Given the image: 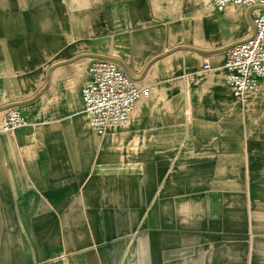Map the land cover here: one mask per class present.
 Segmentation results:
<instances>
[{
  "label": "crops",
  "instance_id": "obj_1",
  "mask_svg": "<svg viewBox=\"0 0 264 264\" xmlns=\"http://www.w3.org/2000/svg\"><path fill=\"white\" fill-rule=\"evenodd\" d=\"M261 12L0 0V264H264V80L243 105L223 68ZM98 59L152 88L103 136ZM10 109L29 125L2 133Z\"/></svg>",
  "mask_w": 264,
  "mask_h": 264
},
{
  "label": "built area",
  "instance_id": "obj_2",
  "mask_svg": "<svg viewBox=\"0 0 264 264\" xmlns=\"http://www.w3.org/2000/svg\"><path fill=\"white\" fill-rule=\"evenodd\" d=\"M212 1L218 11L230 6L262 8L254 20L251 37L228 51L223 66L227 85L239 103L244 105L249 94L260 91L264 80V0ZM90 75L89 82L81 91L84 112L90 127L101 136L109 129L128 123L137 103L151 96V87L139 85L111 60H95ZM28 125L20 110L10 109L2 119L1 132L10 133Z\"/></svg>",
  "mask_w": 264,
  "mask_h": 264
}]
</instances>
